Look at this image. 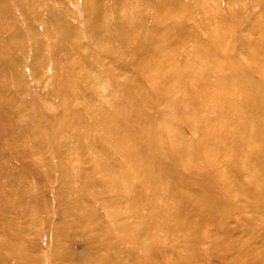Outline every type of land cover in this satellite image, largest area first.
Masks as SVG:
<instances>
[{"label":"rangeland","instance_id":"1","mask_svg":"<svg viewBox=\"0 0 264 264\" xmlns=\"http://www.w3.org/2000/svg\"><path fill=\"white\" fill-rule=\"evenodd\" d=\"M0 5V263L247 264L250 232L264 264V199L244 189L264 178V0ZM232 144L238 196L214 162ZM193 193L208 214L186 211Z\"/></svg>","mask_w":264,"mask_h":264},{"label":"bare ground","instance_id":"2","mask_svg":"<svg viewBox=\"0 0 264 264\" xmlns=\"http://www.w3.org/2000/svg\"><path fill=\"white\" fill-rule=\"evenodd\" d=\"M5 12H8L7 6L6 5L5 6H1L0 5V21H3V22H6L7 21V16L6 15H3ZM259 22H262L263 25H264V20L263 19L260 20ZM263 30H264V28H263ZM11 35H15V32L13 30H11ZM9 54H11V53H9ZM0 91H2V89H0ZM196 105L200 107V104H199L198 101L196 102ZM219 118H222V117L219 116ZM222 119H224V118H222ZM231 125H233V122L227 120V122L223 126V130L221 132L217 133V135H216L217 138L224 139V140L231 138L232 137V135L230 134L231 131H235L236 132V127L233 128V126H231ZM233 145L234 144L230 145L229 150H228V155L230 156V159H229L228 162L222 163L221 159H215L214 162H216L218 164H222L226 168V170H227V175H230V178H231L230 181H231V183L228 184V193L229 194H232L233 196L234 195L235 196H238V190L241 187V182L239 181V175H238V171H237V165H238V163L235 164L234 171L227 169L228 164L229 163H232V161H231V151L233 150ZM241 156L242 157H244V156H254L255 160L256 161H259V158L257 156H255V155H253V153L250 150L244 151ZM8 179L10 181V184H8L9 189L14 194H17L18 193L17 188L19 186V184H18V182H19L18 181V177H16V175L14 173H10L8 175ZM146 180L149 183L151 182V180H150V178L148 176L146 177ZM259 184H261V192H262L263 195L262 194H257L252 189V186L251 185H248L247 187L244 188L247 195H251L252 194L253 197H255L258 201H259V199H264V178L259 179L258 177H255V179H254V186L257 187V186H259ZM258 189H260V186L258 187ZM180 190H181V193L180 194L173 195L171 193V189L167 185H162V184L159 185V192L161 193V195H165V194L171 195L173 197V200H175V201H177V199L182 194H184V191H186L184 187L183 188H180ZM99 192L100 193H104L106 191L104 190V188L101 187L100 190H99ZM193 196H194V198L191 201H188L187 202L186 211L189 212V209L190 208H193V213H190L189 212L190 214L196 215V214H198L200 212H205V213L208 214L209 211H208L207 208H203V209L199 210L200 208L207 206L205 200L203 198H201V196L198 195V194H194L193 193ZM12 202L14 203V206L16 208L19 207L22 210H25L24 211V216L29 215L30 210H32V207L29 205V202H27V200L25 199V197H24L23 194L21 196L20 195H14V200ZM60 204L61 205H70L72 207H75L76 206V203L73 200L68 201V202L62 201L61 203L59 202V205ZM2 207L3 206L1 205L0 208H2ZM196 210H199V212L196 213L195 212ZM214 215H216V212L215 211L210 213V216H214ZM223 215L227 219L225 212H223ZM93 217H94V215L92 214L91 215V218H93ZM120 220H121V222H120L117 230L119 232H122L124 230V228H125V221L123 219H120ZM166 231H168V230L166 229ZM166 231H165L164 228L158 229V233L160 235L162 234V232L165 233ZM168 233H171V232L168 231ZM250 235H251L250 232L245 233L243 236L240 237V241H243V244L245 242H247L248 244H250V250L248 252L249 258H248L247 264H254V258H255V255L257 253V249L251 247V243L253 242V238H251ZM31 237H32V233H31V230L29 229L27 232L24 233V237L23 238L20 237V241H22L25 245L28 246L29 242L32 241ZM103 238L106 240L107 239V236H104ZM222 238L223 237L218 236V235L215 236V239L217 240V242L219 241V239H222ZM106 245H107V247L109 249H112V245H113L112 243L107 242ZM30 248H33V247H30ZM101 251H103V247L101 248ZM164 252H165V255L164 256H166V257H170L171 254H172L171 249L168 248V247H166V246H164ZM25 256H26V262L27 263H30V260H31V258L33 256V253L27 251V253H26ZM151 259H152V264H157V256L155 254H152L151 255ZM0 264H2V263H0Z\"/></svg>","mask_w":264,"mask_h":264}]
</instances>
